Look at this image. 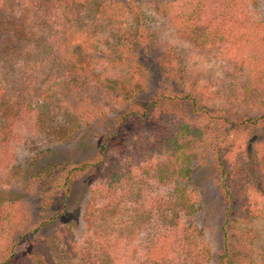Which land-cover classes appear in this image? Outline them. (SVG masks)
Masks as SVG:
<instances>
[{
  "label": "rangeland",
  "instance_id": "374dc122",
  "mask_svg": "<svg viewBox=\"0 0 264 264\" xmlns=\"http://www.w3.org/2000/svg\"><path fill=\"white\" fill-rule=\"evenodd\" d=\"M109 1L0 0L1 18L27 32L31 61L29 90L21 86L26 53L14 58L13 69L0 66V75L14 73L10 97L22 103L11 128L0 136V261L9 255L8 264H218L227 228L232 258L264 264V155H259L264 126L228 136L233 141L226 162L230 173L224 179L236 207L225 227L227 201L210 157L213 151L207 149L212 143L194 146L185 138L191 173L181 184L195 203L193 213L176 208L174 176L163 167L171 149L162 145L181 122L207 126V138L223 135L219 121L195 112L175 92H191L197 108L207 106L220 114L264 112V0L207 1L208 19L222 30L219 51L214 45L209 53L185 42L170 16L142 3L143 17L150 16L155 25L153 42L164 46L163 65L146 51L119 53V30L128 35L123 46L131 44L142 19L137 24L136 14L110 20L96 13L98 3ZM181 2L191 8L197 0H177ZM143 22L151 25L145 18ZM73 52L80 59L93 58L86 76L90 88L62 94L53 77L61 73L62 56ZM128 97L135 106L161 103L144 121L135 115L117 128ZM115 128L119 145L108 150L99 170L75 182L62 213L60 190L46 196L45 179L39 181L35 173L46 163L91 158L107 130ZM251 143L260 148L252 152ZM249 153H254L252 163ZM111 159L120 183H111L106 171ZM121 188L134 193L126 195ZM65 228L69 239L62 236Z\"/></svg>",
  "mask_w": 264,
  "mask_h": 264
},
{
  "label": "trees",
  "instance_id": "16d2710c",
  "mask_svg": "<svg viewBox=\"0 0 264 264\" xmlns=\"http://www.w3.org/2000/svg\"><path fill=\"white\" fill-rule=\"evenodd\" d=\"M207 1L209 0H197V3L194 7L188 8V6L182 2L178 4L177 0H111L108 3H98L96 5V13H101L105 17H108L110 20L118 19L121 16L126 17L131 13L136 14V16H134L133 18L135 19L137 24L139 23L140 19H142L139 30L134 29L137 37L135 38L134 35V37L132 38L133 42L131 44L128 43L123 46V41L127 34H119V30L117 36L120 39L119 45L116 47V49H118L119 53L124 56H128L130 54V51H133V53H137L138 51H146L148 54L156 55L163 65L165 64V61L163 59L160 60V51L163 50L164 46L161 43L153 42L154 39L156 41V29L155 27H153L155 26L154 22L150 21V16L143 17V12L140 8V5L142 3H145L146 5H150L155 13L160 12L162 15L170 16L172 23H174V26L176 27L177 34L181 38H183L185 42L190 44L192 47H196L201 52L204 51L206 53H209L212 49L215 48L214 45L218 46L219 40L222 38V30L220 27L213 26L214 22L208 19L209 15L204 11L205 6L208 3ZM143 18H145V21L147 23L150 21L152 26L148 24L146 25L143 22ZM78 36L79 35H77V38ZM88 38L89 37L87 36V39ZM138 38H140V43L137 40ZM29 39L30 38L28 37V34L25 30L20 29V27L18 26H10L9 20L6 18L3 19L0 16V66L7 65L8 67H11L10 70L13 69L14 66H12V64L14 63V58L17 55L21 56L26 53L27 50L25 49L29 45ZM147 39H149L148 42ZM144 41L145 44H143ZM219 49L220 47L218 46L217 52L219 51ZM28 54L29 52L26 53L25 60H23L24 62L22 64V68L26 69L22 70V76H24L25 79L22 80L23 82L21 83V86L26 90H29L30 86L27 68H29V64L31 63V61H28L30 60ZM69 55L71 57L62 56L61 73L57 75H55V73L53 78L54 80H58L59 87L60 89H62V94L71 93L72 95H76V93L78 94L81 91H83L84 93V90L86 88H90L88 86L89 81L86 76H88L91 71L90 63L93 58L89 56L88 58L80 59L79 56L76 57L75 52ZM179 60L181 61L182 59ZM13 75L14 73L9 75L8 71L0 75V136H2L3 133L7 132L11 128V124H13L16 117H18L17 114H19L21 111L22 103L20 102L19 104H15L12 102L10 97L11 92L14 89L13 86L15 84V81L12 78ZM179 76L180 75H178V77ZM178 80H180V83H183L182 79ZM18 87L19 86H17L16 90H19ZM109 91L111 90H108V92ZM175 93L178 94L175 95L176 97H179L180 100L183 99L184 104L188 105V107H191L195 112L202 111L209 118L211 117V120L217 122L219 121L220 126L222 127L221 134H223L218 138L212 136H209V138H207V126L203 125L193 127L187 122H181L172 132V137L162 144L165 149H167L168 147H170L171 149V152L164 162L163 167L166 174L170 171V175L174 176V178H172L174 185L172 186L171 194L173 195L174 202L177 204L176 208L184 210L186 213H193L195 211V203L191 200L192 196L185 189V185L181 184L182 181L186 183L190 179L189 175L191 173V170L189 168L188 152L185 151V138L190 137L189 141L194 146L200 142L206 143L207 145L209 143H212V145L207 149H212L213 151L210 157L212 158V163L215 165L216 170L218 171V174L221 178L219 180L220 190L225 200L227 201L226 219L224 222L225 227V225L229 223L230 220V211L232 209H235L234 207H236L233 205V193L231 192L228 184L224 179L230 173L229 167L227 166L226 162L229 159L228 152L230 150V142L233 141L232 139H229L228 136L231 133L233 135L236 134V132H239L242 128L264 126V112L260 115H248L243 113L233 115H230L228 113L220 114L217 112V110H211V108H208L207 106H199V108H197L198 104L196 97L191 92H182L183 94L178 92ZM181 95L183 96L180 97ZM88 96L91 97L89 94ZM130 100L131 97L125 99L128 105L124 107V111L120 114L117 128H121L126 123H129L135 115H139L144 121L150 115H153V109L155 105L157 106L161 103L159 100H157L153 102L152 105L141 107L139 105H132V103H130ZM117 128L113 130H107L105 137L102 138L100 142L98 152L91 158L84 159L79 162L67 161L64 163H46V165L40 167V170L35 173L34 176L37 177L39 181L45 179L44 186L48 188L47 190H45L46 196H52L53 193L56 192V189L57 191L60 190L59 192H61L62 194L63 201L62 213H65V211L67 210L68 203L66 202V200L73 191L75 182L86 173H92L99 170L106 160L108 150L112 149L113 147L116 148L119 145L120 142L119 138H117ZM179 135H181V139H179ZM122 143L125 144L126 141L123 140ZM259 148L260 146L255 143H251V145L249 146V150H252V152L253 150H257ZM260 151L261 153L259 155H264V147L260 148ZM249 156V162L252 163L254 153H249ZM173 159L174 162H172ZM177 165H180V167H178ZM106 171L109 173L111 183L116 181H118V183L121 182L120 174L117 170H115V164L112 159L110 160ZM49 173L51 175L50 179L47 178V175ZM56 173H59V175L55 176ZM53 177L54 185L52 184L51 180ZM166 181H168V179H166ZM111 183L108 184L109 187L112 185ZM129 188H125V190L121 188L120 190L125 194L127 193V191H129V193H134V190H129ZM86 201L87 203H90L89 200ZM107 213L108 212H104L102 216L105 218ZM62 236L66 239H69L68 228L62 230ZM227 238L228 234L226 228V231L224 232V240L222 243V252L218 258L217 263L244 264L240 261L235 260V258H232V251H234V246L229 245V242H227ZM240 241V246H245L244 239H240ZM65 247V249L68 248L67 250H69V247ZM238 248L244 249L243 247L239 246ZM245 252L247 251L245 250ZM10 261L11 256L7 255L2 261H0V264H8Z\"/></svg>",
  "mask_w": 264,
  "mask_h": 264
}]
</instances>
